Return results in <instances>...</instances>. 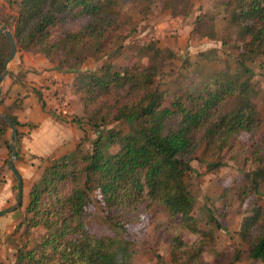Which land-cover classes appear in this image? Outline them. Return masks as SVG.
<instances>
[{"label":"trees","instance_id":"16d2710c","mask_svg":"<svg viewBox=\"0 0 264 264\" xmlns=\"http://www.w3.org/2000/svg\"><path fill=\"white\" fill-rule=\"evenodd\" d=\"M129 1L143 11L153 3L18 0L11 8L15 13L14 38L24 48L34 47L46 56L60 55L57 68L70 70L68 63H76L87 52L104 55L109 43L123 42V31L130 22L126 11ZM225 6L231 20L244 27L249 37L247 49L261 52L264 0H227ZM78 19H85L80 28L67 29L53 37L56 27ZM150 48L147 44L142 49ZM9 53L10 43L0 30V75ZM153 76V67L140 61L121 70L107 63L99 74L79 75L74 89L89 124L98 129L97 136L90 151L82 153V142L76 143L69 152L55 157L33 182L25 208L30 215L27 232L36 226L47 227L48 231L36 247L29 248V243H24L17 249L16 264L129 263L132 252L127 242L95 236L85 225L93 188L99 189L107 217L112 221L115 213L123 215L149 201L163 205L171 216L180 215L183 225L199 232L191 215L194 202L184 182L192 170L190 162L195 152L203 144L206 150L221 153L242 132H256L261 118L249 100L248 86L239 87L231 78L215 77L214 88L205 86L184 102L178 95L168 101L166 93L157 90ZM36 93L44 106L41 93ZM232 96L229 108H223ZM7 116L16 128L14 139L18 142V126L22 122L16 114ZM112 122H119L124 128L108 127ZM8 127L6 121H0V137L5 138ZM262 151L259 144L253 154L258 159L259 152L264 158ZM223 163L218 159L209 163V168ZM247 175L252 188L258 190L264 181V159ZM62 185L68 186L67 192L59 190ZM239 235L249 247L248 256L264 263V207L242 221ZM172 245L189 253L178 237L172 239ZM238 257L235 254V259Z\"/></svg>","mask_w":264,"mask_h":264},{"label":"rangeland","instance_id":"374dc122","mask_svg":"<svg viewBox=\"0 0 264 264\" xmlns=\"http://www.w3.org/2000/svg\"><path fill=\"white\" fill-rule=\"evenodd\" d=\"M226 1L153 0L147 11L136 6L134 1H129L126 11L130 22L123 31L126 34L123 42L109 43L104 55L87 52L76 63H68L72 67L70 70L57 68L60 55L46 56L34 47L24 48L14 38L16 52L7 65V74L0 85V114L3 115L18 112L22 100L21 96L15 95L12 101L4 96L5 80L20 83L28 71L47 70L40 66L38 69L26 67L30 56L36 53L44 58V62H48L49 69L71 72L74 84H77L80 74H99L104 64L110 63L113 68L121 70L140 61L153 67L154 84L158 91L166 93L168 101L178 95L186 102L189 95L205 86L214 88L215 77L231 78L239 87L248 86L249 100L261 118L257 131L242 132L221 153L210 152L201 144L190 162L192 170L184 177L186 190L194 202L191 214L193 223L199 232L195 233L183 225L180 215L171 216L163 205L149 201L123 215L115 213V220L112 221L107 217L99 189L90 191L86 227L95 236L110 237L123 244L127 242L132 252L127 264H264L248 256L249 247L239 235L242 221L257 208L264 207V181L258 190H254L247 175L258 161L264 159L260 158L259 152L258 159L253 154L255 146L259 144L264 152V45L261 52L247 49L249 37L242 24L231 20ZM16 2L18 0H0V30L2 32L1 26L5 25L13 37L15 13L11 8H15ZM84 22L85 19L72 20L56 27L53 37L67 29H78ZM147 44L151 48L144 51L142 48ZM32 61L40 63L35 57ZM33 91L36 96L37 91L41 93L36 88ZM125 91L121 90L122 94ZM233 100L234 96L224 103L223 108H229ZM57 115L65 119L61 113ZM69 122L81 130L78 142L83 144L82 153H87L92 148L98 129L89 124L85 113L71 116ZM22 123L18 126V142L11 139L10 127L5 131V138L0 137L3 138L0 139V189L10 182L8 189L11 192L9 203L0 212L16 202L17 178L9 168L11 144L16 145L14 165L22 178L21 206L0 215V218H5L0 224V264H16L17 249L24 243H29V248L36 247L45 240L48 231L47 227L36 226L28 233L30 215L25 208L30 187L55 157L43 161L36 159L32 167L28 165L29 158L21 144L23 136L27 134V125ZM107 126L124 128L119 122ZM116 149L113 147V150ZM218 159L224 161L223 165L210 169L209 163ZM39 165L42 173L36 174L34 171ZM59 190L65 193L68 186L62 185ZM174 237L186 244L188 254L182 252L181 248H173ZM237 253L239 257L235 259Z\"/></svg>","mask_w":264,"mask_h":264},{"label":"crops","instance_id":"0c3cea01","mask_svg":"<svg viewBox=\"0 0 264 264\" xmlns=\"http://www.w3.org/2000/svg\"><path fill=\"white\" fill-rule=\"evenodd\" d=\"M38 55V53L35 56L31 55L26 62V67L38 69L40 66L47 70L43 72L28 71L22 82L13 83L9 79L5 80V86H3V94L10 101L14 99L15 95L22 98L20 107L17 109L18 112L15 113L18 120L35 125L32 128L27 125V134L23 136L21 142L22 149L29 158L28 165L31 167L36 159L43 161L73 149L82 135L81 130L69 122L71 116L83 114L81 100L74 89L75 81H73L72 73L49 69L48 62H44V58H40ZM33 57L39 59L40 63L32 61ZM34 88L43 93L44 106L35 95ZM60 113L65 119L58 117L57 114L60 115ZM27 170L33 172L30 168ZM34 172L42 173L40 165ZM22 177L25 182L23 174ZM9 185L10 182H7L0 189V209L9 203L11 195L8 189ZM3 219L5 218H0V224Z\"/></svg>","mask_w":264,"mask_h":264},{"label":"water","instance_id":"95a60500","mask_svg":"<svg viewBox=\"0 0 264 264\" xmlns=\"http://www.w3.org/2000/svg\"><path fill=\"white\" fill-rule=\"evenodd\" d=\"M1 29H2V32L7 36L8 40H9L10 53H9V56L3 62L4 70H3L2 74L0 75V85H1V82L3 81L5 75L7 74V65H8L9 61L13 58V56L16 52V43H15V40H14V37H13L11 31L9 29H7V27L5 25H2ZM0 93H1V86H0ZM0 117L3 118L8 123V125L11 129V139H13L16 128L14 127L11 118H9L7 115H3V114H0ZM10 148H11V156L9 159V168L15 174V176L17 178V185H18L17 186V193H16V202L12 206H10L9 208H6L5 210L1 211L0 215L3 213L9 212L14 207L21 206V202H22V178H21L20 173L17 171V169L15 168V165H14V160L17 156L16 145L11 144Z\"/></svg>","mask_w":264,"mask_h":264}]
</instances>
